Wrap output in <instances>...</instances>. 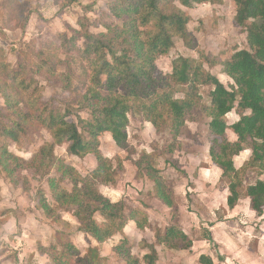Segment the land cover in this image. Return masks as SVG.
<instances>
[{"label": "trees", "instance_id": "trees-1", "mask_svg": "<svg viewBox=\"0 0 264 264\" xmlns=\"http://www.w3.org/2000/svg\"><path fill=\"white\" fill-rule=\"evenodd\" d=\"M178 2L192 9L205 3L217 5L222 0H105L104 7L99 8L101 15L96 22L82 19L81 32L72 30V37H65L62 46L66 55L77 52L79 58L91 60L92 66L84 74H76L71 63L65 64L66 75H61L59 85L71 90L72 78H77L80 83L88 79L89 84L66 103L65 109L35 99L38 83L35 77L29 76L26 66L14 70L9 63L0 60V75L4 74L8 80L0 82V95L5 103L0 108V136L7 140L6 144L0 143L1 170L9 176L8 179L13 178L19 169L33 172L37 178L47 177L52 200L58 206L61 204L62 209L68 206L64 210L79 221V233L89 236L99 245L118 237L114 251L126 264H159V247L172 250L181 242L180 245H184L179 250H189L194 244L190 235L172 222L156 234L153 242L143 245L142 249L149 252L140 260L132 252L134 243L125 233V228L130 222H135L140 231L149 228V208H136L126 213L125 203H114L101 193V187L114 184L113 175L117 168L101 153L100 139L104 134H111L119 147H127L131 114H142L158 134L169 132L164 140L165 155L181 148L179 139L187 135L188 122L197 123L207 118L210 120L209 154L213 163L222 170L223 177H237L239 170L235 158L247 150L252 155L245 167L264 169V0H234L237 11L234 20L246 34L249 49L235 48L232 54H227L228 57L221 55L212 62V66L222 67V75L233 80L234 85L230 87L206 73L190 58L173 60L171 73L167 75L158 68L157 60L171 53L176 38L184 40L189 49L198 47L188 29L191 17L178 6ZM95 6L92 4L84 9L94 11L97 9ZM97 22L108 32L92 33L91 25L96 26ZM119 22L122 26L118 25ZM81 41L82 48L79 47ZM52 51L41 54L49 57ZM40 64V71L36 69L37 75L55 72L50 65L52 63L40 60ZM202 86L214 87L208 104L200 94ZM179 93H184V98H176ZM234 111L240 112V119L230 125L227 118ZM72 116L76 121H69ZM33 121L51 133L54 142L43 146L37 155L26 161L14 155L10 146L19 145L23 138H30L29 126ZM229 132L235 135L234 142L230 141ZM63 145L67 146L70 157L84 159L93 155L96 169L84 175L58 158L56 148ZM151 155L142 153L136 163L137 178L154 186L151 200H159L175 214L178 209L175 195L158 179L156 169L151 168ZM10 182L12 186L16 184V181ZM22 185L16 188L24 187ZM69 185L72 186L71 192L67 189ZM239 187L240 183L236 181L230 185V208L240 200ZM39 192L33 201L39 210L52 218L53 207L45 193L41 189ZM248 196L256 216H264V180L251 185ZM96 216L102 217L105 224L100 225ZM5 222L0 221V226ZM56 234L51 245L40 244L37 247L38 252L47 257V264H100L101 256L97 249H90L89 254L82 257L83 249L76 245L71 235L60 231ZM4 254L3 249L0 258ZM200 261L202 264H215L208 256H202Z\"/></svg>", "mask_w": 264, "mask_h": 264}, {"label": "rangeland", "instance_id": "rangeland-1", "mask_svg": "<svg viewBox=\"0 0 264 264\" xmlns=\"http://www.w3.org/2000/svg\"><path fill=\"white\" fill-rule=\"evenodd\" d=\"M104 2L105 0H0V60L9 63L14 70H20L19 66H26L29 76L35 77L38 83L35 99L46 104L60 105L65 109L66 103L74 99L76 94L81 93L89 84L88 79L80 83L77 78H72L74 82H72L71 90H66L59 85L62 82L61 75H66L65 64L71 63L76 74H84V71L90 70L92 61L79 58L77 52L66 55L62 46L64 38L70 39L72 30L81 32L82 19H89L91 23L96 22L101 15L99 8L104 7ZM92 4L96 5L97 9L94 8L96 11L88 12L84 9ZM177 4L191 17L188 29L193 36V43L195 40L198 47L194 50L189 49L184 40L180 37L176 38L171 53L157 60L160 71L165 75L171 73L173 60L186 57L196 61L206 73L216 76L225 86L234 85L233 80L222 75L221 66H212L215 57L221 55L228 57L227 54H232L235 48L249 49L246 34L234 20L237 13L234 0H222L217 5L205 3L192 9L181 6L179 2ZM118 25L122 26V22ZM90 31L95 34L108 32L106 28L100 26L99 22L96 26L91 25ZM143 31L145 34L146 30ZM79 47H83V41L79 43ZM51 50L53 51L49 57L41 54ZM55 53L56 55L52 57ZM74 59L77 60L74 61ZM40 60L52 63L50 65L55 72L37 75L36 69L40 71ZM6 81L8 80L4 74H1L0 82ZM213 90V86L200 87V94L205 103H210V93ZM0 91H2L1 86ZM1 95L0 108H3L5 103ZM15 97L17 98L16 94ZM176 98H184V93H179ZM25 109L28 110V108ZM82 116L87 117L85 114ZM227 119L230 125L236 123L240 119V112L234 111L228 115ZM69 121H76V117L72 116ZM209 122L207 118L197 123L188 122L187 135L179 139L182 143L181 148L176 149L173 154L166 155L163 153L164 140L169 136V132L158 134L154 125L145 121L142 114L130 115L127 147H119L111 134H104L101 137V153L111 160L110 164L113 167L117 168L113 175L114 184L101 187V193L114 203H125L126 213L136 208L152 209L148 211L151 221L149 228L140 231L135 222L128 224L125 228V233L134 243L132 252L140 260L149 252L142 249L143 245L153 242L156 234L173 222L188 233L194 232L191 236L195 240L194 247L189 250H179L184 245H180L181 242L176 245L178 248L170 251L159 247V264H202L201 256L211 257L215 264H264V258L261 257L264 245V230H262L264 224L260 223L254 214H250V210L249 213L247 212L249 215L238 212L237 218L234 217V214L230 212L231 208L227 205L228 201L222 197L224 191H229L234 181L239 182V206L241 211H245L244 207L246 205L248 207L250 203L248 189L258 180H264V169L245 167L243 159L246 160V158L243 153L239 159L235 160L236 168L239 170L235 179L222 176L217 180L218 182H212L209 171H207L209 172L207 178L205 170H208V166L213 164L216 167L205 147L207 142L209 143ZM29 129L30 138H23L19 145L10 146L12 143L9 144L10 151L26 161H30L34 155H37L43 146L54 142L52 134L41 128L35 121L30 124ZM229 139L232 142L235 141L232 133H229ZM6 142L7 140L0 136V143L6 144ZM65 149V145L57 149L58 158L67 157ZM142 153L152 154L151 168L156 169L158 179H161L166 187L173 191L174 199L178 204L175 214L164 203L158 200L152 201L150 193L154 190V186L137 178L136 163ZM251 154L250 151L249 155ZM64 162L66 163V160ZM95 162V157L90 155L85 161L70 159L68 164L75 165L82 173H86L90 168L96 167L97 162ZM8 177L0 168V221H6V225L14 223L13 220H9L12 214H15L16 218L21 217L22 220L14 228L0 226V251L5 250L4 256L0 258L3 259L0 264H47V257L40 255L37 247L40 244L47 247L51 245L57 231L72 236L76 245L83 249L82 257L88 255L89 250L94 248L101 256L100 264H126L114 251L118 243L117 238L99 245L89 236L79 233V221L64 210L68 206L62 209L61 204L58 206L52 200L47 177L37 178L33 172L23 169H19L11 178L12 180ZM10 181H16L17 185L24 184L22 185L24 187L16 188L17 185L14 183L13 187ZM209 181L212 184H208ZM192 186L196 191L188 193V189ZM40 189L53 207L52 218H48L43 211L39 210L33 201L34 196L40 194ZM67 189L71 192L72 186L69 185ZM230 193L229 196H231ZM10 211L13 213L7 215ZM241 218L249 221L248 225L243 226ZM95 219L100 225L105 224L102 217L96 216ZM206 219H210L221 229L233 227L232 231L236 234L229 236L231 242L227 246L213 242L209 249L203 250L209 244L204 243L203 238H206V233H209L207 240L215 241V238L210 237L207 228L202 225L210 226L211 221ZM187 227L198 228L189 231ZM239 234L245 237V241L253 238V234L257 236L261 234V240L253 238L249 245L245 246ZM16 254L17 258H14Z\"/></svg>", "mask_w": 264, "mask_h": 264}, {"label": "crops", "instance_id": "crops-1", "mask_svg": "<svg viewBox=\"0 0 264 264\" xmlns=\"http://www.w3.org/2000/svg\"><path fill=\"white\" fill-rule=\"evenodd\" d=\"M233 113V112H232ZM231 114V113H230ZM239 121V120H238ZM237 121V122H238ZM229 133H232V132H229ZM232 135L235 137V135L232 133ZM235 140H236V137H235ZM209 141V140H208ZM66 146V145H65ZM60 147H63V146H58L57 148H56V151H57V149L58 148H60ZM67 147V146H66ZM206 148H207V150H208V152L210 151V142L208 143L207 142V144H206V146H205ZM65 152H66V154H67V157L66 158H63V159H65L66 160V162L67 163H69L70 162V159L72 160H74V159H79V158H77V157H70L69 155H68V153H67V150L65 149ZM210 153V152H209ZM245 154V156H244V158H246V160L245 159H243L244 161V165H246V163L250 160V158H251V155H249V153H250V150H247V151H244V152H242L239 156H237L236 158H235V160L238 158H240V156L242 155V154ZM55 155H56V152H55ZM210 155V154H209ZM57 156V155H56ZM60 158V157H59ZM88 158V157H87ZM87 158H84V159H79L80 161H85V159H87ZM212 161V160H211ZM236 162V161H235ZM96 163V162H95ZM72 165V164H71ZM235 165H236V163H235ZM72 166H74L76 169H78V167L77 166H75V165H72ZM96 167H97V164H96ZM96 167L95 168H90L89 169V171H92V170H95L96 169ZM217 167V166H216ZM215 166H213V164L212 165H209L208 166V170L206 169L205 170V176H207L208 174H209V172H210V178L211 179H213V181L212 182H214V181H217V180H219L220 179V177L222 178V176H223V172H222V170L220 169V168H216ZM80 171V170H79ZM88 170L86 171V173H82L81 171V173L82 174H87L88 172H89ZM207 171H209V172H207ZM207 178H208V176H207ZM212 182L211 181H209L208 182V184H212ZM218 182V181H217ZM197 184V183H196ZM193 187L194 186H192L191 188H189L188 189V193H191L193 190L194 191H196V189H193ZM229 193H230V189H229V191L227 190L226 192L224 191V193H223V195H222V197H224V199L226 200V201H228V196H229ZM230 195H231V193H230ZM230 197V196H229ZM154 200H156V199H153L152 201H154ZM250 201V203H249V205H248V207H247V205H246V207H244V209H245V211H241L240 210V206H239V202H238V204L234 207V208H231V213L232 214H234V217H236L237 218V215L236 214H238V212H239V214H241L242 212H244L246 215H249L248 213H249V210H250V214H254L255 216H256V214L254 213V211L251 209V198L249 199ZM159 201V200H158ZM162 203V202H161ZM223 203V200H222V202H221V204ZM36 204V203H35ZM227 205H228V203H227ZM229 207V206H228ZM230 208V207H229ZM152 209H150V210H148V211H151ZM248 212V213H247ZM13 213V212H12ZM15 213V212H14ZM29 213V212H28ZM13 216L11 217V218H9V220H13L14 221V223H11V224H2V226L1 227H5V228H7L8 226H10V227H12V228H14V227H17L18 226V223L20 224L21 223V220H22V218L20 217V218H16V216H15V214H12ZM186 218V217H185ZM187 219V218H186ZM256 219L257 220H259V222L260 223H262V224H264V216H262V217H258L257 218V216H256ZM8 220V221H9ZM207 221H209L210 219H206ZM211 221V220H210ZM248 222L249 221H247L245 218H241V223H242V225L243 226H245V225H248ZM130 223H132V222H130ZM129 223V224H130ZM203 225V227H205V228H207V230L210 232V237L212 238V239H214L215 241H211V239L210 240H207L208 239V237H209V233H206V238H203L204 239V243H209V244H207L208 246L207 247H205V248H203V250H207V249H209L210 248V244H213V242H217L218 244H220V245H225V246H227L231 241H229V236L230 235H234V234H236L234 231H232L233 230V227H228V228H220L219 227V225H214V223L211 221V223H210V226H206L205 224H202ZM214 225V226H213ZM202 227V226H201ZM193 228H195V229H197L198 227H192V228H189V227H187V229L189 230V231H191ZM200 229V228H199ZM262 230H264V225L262 226ZM184 232L185 233H187L188 235H190V237L192 236V234L194 233V232H191V233H188L185 229H184ZM243 233V232H242ZM244 234V233H243ZM81 235H83V234H81ZM239 235H241V238H243L242 240H243V244L245 245V246H247V245H249V242L253 239V238H255V239H259V240H261V234L259 235V236H257V235H255V234H253V238H251L249 241H245V237H242V234H239ZM117 239H118V241H119V238L118 237H116ZM192 239V238H191ZM193 240V239H192ZM202 240V239H201ZM117 241V242H118ZM195 242V240H193V243ZM261 246V245H260ZM161 247H164V246H161ZM160 247V248H161ZM193 247H194V244H193ZM192 247V248H193ZM262 247V246H261ZM164 248H166V247H164ZM166 249H168V248H166ZM250 249V248H249ZM169 251H170V249H168ZM194 250V249H193ZM228 253H229V251H228ZM41 255V254H40ZM202 257V256H201ZM261 257L262 258H264V245H263V251L261 252ZM259 259L261 260V258L259 257ZM1 260H3V259H1ZM6 260V259H5Z\"/></svg>", "mask_w": 264, "mask_h": 264}]
</instances>
